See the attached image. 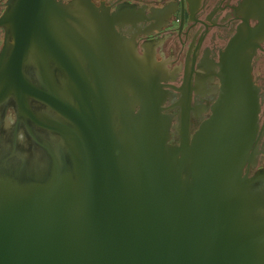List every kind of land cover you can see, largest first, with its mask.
Wrapping results in <instances>:
<instances>
[{"label":"water","instance_id":"water-1","mask_svg":"<svg viewBox=\"0 0 264 264\" xmlns=\"http://www.w3.org/2000/svg\"><path fill=\"white\" fill-rule=\"evenodd\" d=\"M207 1L186 0L191 22ZM118 2L101 10L90 0H0V264H264V169L237 187L257 134L259 8L260 26L230 42L219 64L203 52L194 95L216 93L204 85L215 66L220 88L190 137L193 65L210 29L197 35L214 26L217 9L189 46L180 89L148 86L128 97L174 80L194 25L180 39L181 0L179 27L136 51L111 23L134 25L130 38L154 34L170 26L176 1L151 8L156 23L146 29L135 27L146 7L134 14L126 2L110 23ZM166 87L183 96L160 110L172 96L153 89ZM176 105L180 131L177 107L171 118L161 113ZM170 132L179 145L168 144Z\"/></svg>","mask_w":264,"mask_h":264},{"label":"flooded vegetation","instance_id":"flooded-vegetation-1","mask_svg":"<svg viewBox=\"0 0 264 264\" xmlns=\"http://www.w3.org/2000/svg\"><path fill=\"white\" fill-rule=\"evenodd\" d=\"M57 1H60L62 4H64V0H57ZM72 1L73 0H69V3H71ZM143 1L144 2H140V0H99V1L90 0V3H93V6L95 8L99 7L102 10L104 4L105 7H107V6H112L113 4L118 2L108 12V20L110 23L112 21L111 17L119 18L116 9L119 6H123L125 2L129 6H132V4L135 6L133 12L134 14L139 9H141V6L143 5L146 8L142 10V14L146 19L137 22L135 24V27L146 29L150 27L151 23L152 24L156 23V20L149 19L148 17V14L153 15V13L150 11L151 8L162 10L170 3L174 4V2L176 1L177 10L175 12L169 13L170 18H166V21L169 23L170 26L161 27L159 32L157 30H152L154 34L141 33V35H137L138 38H130L126 35V31H128L130 27H134V25L125 23L122 24L123 27H120V24H117L116 27L114 23H111L112 31L115 30V32L117 33V35H119V37L130 41L134 46H137V44L139 43L136 49V51H138L141 47H144L143 43H145L146 41L157 39L155 35L162 33L166 30L177 29L179 27L180 17H181V0H143ZM150 2H155V3H150ZM255 6L259 8V11L264 20V0H208L207 3L204 5V7L201 8L194 15L195 20L199 22L197 21L191 22L189 13L187 11L186 0H183V25L179 33L180 39L182 38L184 29L191 28L193 25L194 27L186 32V38L182 44L183 52L180 51L181 54H179V56L182 58L181 71L178 74L174 73L175 78L173 81H171L170 78L163 81L153 80L152 81L153 84L146 83L145 86L141 87L138 91H134L133 94L128 93L127 96L133 97L135 94L140 93L148 86L169 85L174 87L175 89H180L184 80V63L189 46L194 36L196 35L197 31L203 28L204 26L203 23L207 22L206 18L211 15L213 9H217L213 17L210 19V21L212 22L214 19L217 18L214 26L210 28V25H207L205 29L201 30V32L198 33L197 35V38H199L202 35V33L210 29L205 34L200 44L193 65L192 87H191L192 89H191V96H190L191 98L189 103L190 109L188 115V124H189L188 134L191 137L198 129L200 124L204 120H206V118L210 115L211 106L217 99L220 88L219 67L215 66V69L217 70L215 72L217 77L213 76L212 83H210L205 79L204 85L206 91L209 90V86H214V85L217 86L218 88L216 90V93L210 94L208 96L207 93H204L203 97L200 95V93L194 95L193 88L195 82L196 68L198 65H201L200 61L206 58L203 57V52L206 51L207 48L210 55L213 56L216 55L217 57L216 59H213V64H219L220 53L224 52L227 49L230 42L234 41L236 37L242 35L243 33L257 29L260 26L261 19ZM100 13L101 11H98L96 19H98ZM148 37H152V38H148ZM251 67H252L253 81L258 89L259 111H258V119H257V134L255 138V144L252 152L249 153L251 158L243 165L240 182L237 184V187H240L243 183V180L245 179L242 191H245L247 186H249V182L255 179V176L260 172L261 169H264V38L261 41V45H257L255 48V52L252 53ZM153 90H158V92H164L165 90H167L172 96L169 98L170 100L167 101L165 98H162L164 103H162L161 106L158 105V108L160 110L169 108L170 106L174 105L183 96V94H181L179 91L173 90L169 87L155 88ZM195 96H197L198 98ZM194 99H195V104H194ZM201 105H204L207 110L204 113H200L199 117L193 116L192 109L194 108V106L199 107ZM176 107L178 109V123H179L178 130L180 131V115L182 110L179 105H176L166 111H161V113L167 116L168 118H171L170 114H165V113H168L169 111L173 110ZM135 110H138V107ZM176 136L177 135L175 132L169 133V139H168L169 145L176 146L180 144V135L178 136V141L175 139Z\"/></svg>","mask_w":264,"mask_h":264}]
</instances>
